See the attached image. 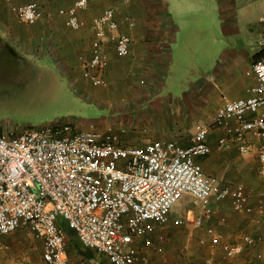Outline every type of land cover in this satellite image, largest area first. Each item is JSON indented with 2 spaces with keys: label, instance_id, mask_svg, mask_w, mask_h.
Wrapping results in <instances>:
<instances>
[{
  "label": "crops",
  "instance_id": "1",
  "mask_svg": "<svg viewBox=\"0 0 264 264\" xmlns=\"http://www.w3.org/2000/svg\"><path fill=\"white\" fill-rule=\"evenodd\" d=\"M75 1L13 0L15 4L36 2L39 5L43 17L34 25L18 20L9 7L0 1V82L25 76L33 69L35 61L48 60L67 79L74 92L108 106L109 117L96 120L100 122L91 127L75 126L78 131L102 132L115 127L116 130L117 126L110 121H135L129 125L135 131L142 128L139 121H172L171 124L179 121L180 125H191L192 121H210L221 106L223 96L231 99L247 97V89L254 81L246 72L253 62L264 57V0H87V7L77 13L84 26L74 31L65 26V17H61L58 11L70 8ZM105 8L113 9L119 32L130 35L132 42L126 57L117 56L113 43L104 44L106 66L103 76L108 85L101 89L83 76L82 61L90 58L93 38L91 22ZM196 47H199L203 58L204 72L197 79L191 94L183 101L172 99L171 96L166 99L157 97V93L165 86L169 65L176 60L183 64ZM120 97L122 99L118 100ZM149 128L158 138H152L148 133L135 134L133 131L126 142L132 145L139 141L141 144L137 146H144L176 138L174 133L156 131L152 125ZM192 130L193 126L190 133ZM220 134L216 132L208 138L211 154L199 157L197 161L204 173L217 183L242 184L247 190H253L254 199L250 197L253 213L246 216L234 212L228 200L211 202L206 211L198 204L193 209L185 208L183 214L189 218V222L192 223L194 214L202 217L208 228L214 230L215 236L212 237L216 243L209 245L210 239L204 234L193 233L187 237V244L191 246L183 243L180 247L177 246L180 237L176 228L182 219L181 214L176 215L178 211L174 208L163 226L147 223L145 239L138 247L146 264H188V259L184 263V249L193 250V247H197V250H201L199 244H205L206 248L202 249L216 246V250L224 255L225 245L236 244L245 235L264 238V201L262 204L257 197L264 196V191H258L260 185L262 188L264 186L258 176L255 151L239 154L232 145L218 148ZM178 140L185 144L187 138L186 141L184 138ZM187 199L185 197L183 200ZM256 213L258 215L254 217ZM245 217H248L247 221L243 220ZM19 230L27 231V244L34 243L33 249L37 250L35 256L25 259L26 264H42V242L36 240L28 230L20 228L16 231ZM66 230L67 236L72 233ZM20 232L17 237L10 239L0 236V243L15 244L22 237ZM236 233L244 235L235 236ZM205 235L209 237L206 230ZM67 243L69 264H109L106 259L94 261L93 251L90 256L77 252L69 238ZM259 246L258 250L261 249ZM5 247L6 250L0 255V264H13V249L7 245ZM248 248H244L239 255L246 256ZM28 250L29 246L26 252ZM192 254L188 251L185 253L187 258ZM235 257L213 263L208 260L207 263H250H246L243 257L240 261L232 260Z\"/></svg>",
  "mask_w": 264,
  "mask_h": 264
},
{
  "label": "built area",
  "instance_id": "2",
  "mask_svg": "<svg viewBox=\"0 0 264 264\" xmlns=\"http://www.w3.org/2000/svg\"><path fill=\"white\" fill-rule=\"evenodd\" d=\"M0 1L27 25L43 17L36 2ZM87 4L76 0L58 11L66 27L76 31L84 26L77 13ZM116 22L111 8L91 22L90 58L82 61V73L95 87L108 85L103 76L104 44L113 43L118 57L130 52L132 38L119 32ZM246 75L254 81L247 97L223 96L215 116L196 122L185 144L161 140L122 146L111 130L78 131L59 123L0 132V236L26 229L42 242V264H69L63 221L84 249L104 256L109 264H146L138 247L147 223L166 224L185 197L204 211L211 202L228 200L234 212L251 215L250 191L242 184L217 183L197 161L211 154L208 138L219 132L218 148L232 145L239 154L255 151L264 186V57L253 62ZM191 221L203 224L194 214ZM206 234L212 237L214 230L207 228ZM262 243L261 237L245 235L225 245L224 255L232 258ZM5 250L0 243V255ZM254 255V264H264V248Z\"/></svg>",
  "mask_w": 264,
  "mask_h": 264
},
{
  "label": "rangeland",
  "instance_id": "3",
  "mask_svg": "<svg viewBox=\"0 0 264 264\" xmlns=\"http://www.w3.org/2000/svg\"><path fill=\"white\" fill-rule=\"evenodd\" d=\"M202 59L203 58L200 55L199 47H196L194 52L183 62V64H180V61L177 62L176 60L174 63L169 65V70L164 80L165 86L162 87L163 89L157 93V97L166 99L171 96L172 99L179 98V100L182 101L185 97H188L191 94L192 89L195 87L200 74L204 72V63ZM33 64V69L27 75L16 76L14 80L8 79L7 81L6 79V81L0 82L1 130L15 129L16 131H24L29 129H38L56 123H59L62 126L68 125L72 128H75V126L80 128L91 127L97 122H100L96 120L110 116V111L105 103H97V101L89 100L84 96L74 92L68 85V81H66L67 79L60 75V73L53 67L51 62L42 59L35 61ZM120 99H122V97H120L118 100ZM110 122L117 126V129L114 130L116 128L115 127L111 130V132L118 137L117 143L119 145L134 146L136 144L135 146H137V144H141L139 141L132 145H129V143L126 142L127 138H129L133 131H135V129H131V126L129 127V125L134 124L135 121ZM171 122L172 121H139L138 124H140L142 128L137 129L135 134L148 133L152 138H158L154 135L155 132L149 128V126L152 125L156 131L165 130L166 132L168 131L169 133H174L176 136L174 140L177 139L176 141L178 142L182 141L178 139L183 138L184 141H186V138L189 137L190 130L196 121H192L191 125H180L179 121L177 124L175 123L176 121H173L175 124H171ZM258 191L263 193L264 188H262L260 185ZM253 194L254 191H250L249 197H251V199H254ZM257 197L263 204L264 196L261 195ZM189 207L192 209L196 208V203L191 198H188L185 201L182 200L180 203L174 206L175 210L178 211V213L176 212V215L181 214L180 218L183 220L182 224H178L176 228V230H179L178 236L180 237V243H177V246L181 247L183 243H185L184 245L191 246V244H187L189 242V238L187 237L188 234L193 233H196L197 235L204 234L206 238L210 239L209 245L215 244L216 240H213V237H207L205 235V230L209 227L208 225L203 222L201 226H195L194 223L186 220L183 210ZM257 212H259V209ZM257 215L258 214L256 213L253 216L255 217ZM191 216L192 215H190V218ZM247 219L248 217H245V219L243 218L244 221H247ZM62 224L64 227H66V229H68L63 221ZM20 231L21 230L15 231L3 238L10 239V237H17L18 232ZM20 234H22V237L19 239L21 240L20 243H17L19 240H17L13 245L10 243H3L4 245H7L13 249V264H26L27 262H25V259L27 257L35 256V253H37V250L33 249L35 247L34 243H29V245L27 244L29 241L27 238V231L24 230L23 232H20ZM237 235L243 236L244 233H236L235 236ZM191 238L193 239V237ZM262 241L263 243L260 244L258 247L259 249L264 247V238ZM199 245L201 250H197V247H193V250L190 248L183 250L182 254L184 253L183 256L186 258L184 259V263L188 262V260V264H208V260H211L212 263L214 261H222L223 259V261L231 260V258L227 259L224 257L220 250H216V246L207 248V250L202 249L203 247L206 248V246H204L205 244ZM28 246L29 250L26 252V247ZM257 250V247L248 248V253L246 252V256H242L243 260L246 258V263L250 261L249 264H252L255 260L254 252ZM187 251L189 253L193 252V254L191 256L189 255L188 258L187 255H185ZM206 251L207 254H205ZM242 257L239 255L232 260L240 261ZM93 259L94 261H105L106 258L94 252Z\"/></svg>",
  "mask_w": 264,
  "mask_h": 264
},
{
  "label": "water",
  "instance_id": "4",
  "mask_svg": "<svg viewBox=\"0 0 264 264\" xmlns=\"http://www.w3.org/2000/svg\"><path fill=\"white\" fill-rule=\"evenodd\" d=\"M68 238H69V241H71L75 247L77 248V252L83 254V255H86V256H90L92 253H91V250L89 249H84L78 239V237L76 236V234H74L73 232L72 233H69L68 234Z\"/></svg>",
  "mask_w": 264,
  "mask_h": 264
},
{
  "label": "trees",
  "instance_id": "5",
  "mask_svg": "<svg viewBox=\"0 0 264 264\" xmlns=\"http://www.w3.org/2000/svg\"><path fill=\"white\" fill-rule=\"evenodd\" d=\"M66 230V229H65ZM66 232H67V230H66Z\"/></svg>",
  "mask_w": 264,
  "mask_h": 264
}]
</instances>
